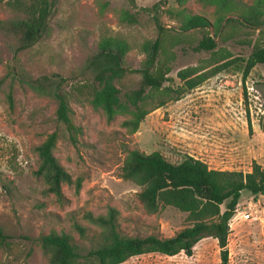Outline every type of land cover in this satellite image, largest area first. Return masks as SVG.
Returning <instances> with one entry per match:
<instances>
[{
	"label": "rangeland",
	"instance_id": "rangeland-1",
	"mask_svg": "<svg viewBox=\"0 0 264 264\" xmlns=\"http://www.w3.org/2000/svg\"><path fill=\"white\" fill-rule=\"evenodd\" d=\"M59 0L50 19L47 34L28 50L13 53L0 36V226L10 236L11 248L0 251V264H50L40 238L52 230L67 232L84 252L93 247V236L100 228L84 214H106L110 206L119 212L122 231L129 236L151 234L174 236L183 229L187 213L166 207L148 212L138 194L141 187L121 177V167L130 149L146 153L160 151L169 161L182 162L188 156L198 158L210 168L248 172L253 162L264 168V65L257 64L244 79L243 67H231L207 79L197 88L149 113L139 130L130 134L122 122L129 115L109 120L103 110L88 103L71 101L74 121L83 129L74 144L65 125L56 116L57 101L39 96L29 87L15 84L13 105L7 98L10 67L22 76L37 78L59 74L80 80L88 56L97 51L105 36L125 38L132 50L127 63L141 65L146 55L145 41L157 38L154 8L164 30L163 55L171 68L166 85L181 84L177 73L188 66L204 67L212 52L197 50L203 31L180 33V22L167 9L178 8L179 0ZM253 2L254 0H245ZM191 14H200L214 22L215 5L186 0ZM132 14L136 22L125 18ZM12 15L0 5V18ZM218 38L219 48L234 57L248 58L253 44L264 40L258 31L241 28ZM75 78V79H74ZM141 76L127 77L128 87L136 88ZM248 91L247 98L244 90ZM57 131L54 151L81 188L64 184L65 202L53 194H44V181L35 175L39 166L36 147ZM226 209V203L222 210ZM90 228L85 238L74 223ZM229 234V264H264V195L244 190L233 216ZM220 247L214 237L200 240L192 255L184 252L168 256L153 252L134 256L122 264H220Z\"/></svg>",
	"mask_w": 264,
	"mask_h": 264
},
{
	"label": "trees",
	"instance_id": "trees-1",
	"mask_svg": "<svg viewBox=\"0 0 264 264\" xmlns=\"http://www.w3.org/2000/svg\"><path fill=\"white\" fill-rule=\"evenodd\" d=\"M59 0H0L10 8L12 15L0 18V36L15 54L37 44L49 31L50 19ZM186 0H179L178 8H168L172 18L179 20L180 33L193 29L203 31L197 50L212 52L208 65L188 66L178 71L181 84L166 85L171 68L163 55V27L160 15L153 8V19L158 29L155 39L145 41L141 51L146 55L139 66L127 63L132 50L130 43L122 37L105 36L97 51L90 54L81 71L80 80L59 74L37 78L22 76L13 66L7 73V98L13 105L15 84L29 87L43 97L57 101L56 116L69 133L70 140L77 144L83 134L81 126L74 121L71 101L90 104L95 110H103L109 120L116 115H129L122 126L130 134L136 133L146 116L172 100L197 88L209 78L231 67H243L244 79L257 65H264V40L253 44L248 58L234 57L231 51L219 48L218 38L247 28L264 35V0H200L215 5L216 19L211 22L200 14H191L184 7ZM135 4V1H131ZM125 18L136 22L129 12ZM0 62H4L0 52ZM138 74L141 79L136 88L126 90L127 77ZM75 79V78H74ZM6 77L0 78V86ZM247 98L248 91L244 90ZM59 133L54 131L36 147L39 166L35 175L46 185L44 194H53L59 202H65L64 184H76L79 191L82 179L74 181L54 151ZM121 177L141 187L138 196L144 208L157 213L166 207H174L187 213V225L174 236L163 237L151 234L146 237L126 235L119 221L120 212L110 206L106 214H84L92 224L98 226L92 239L93 247L84 252L82 246L67 232L52 230L40 238V245L49 255L50 264H122L128 259L147 253L174 256L184 252L192 255L196 244L205 237H214L220 247V264H229V234L231 220L237 211L244 190L253 195H264V168L253 162L248 172L210 168L204 161L188 156L182 162L169 161L160 151L146 153L130 149L121 167ZM226 203V209L222 205ZM75 229L85 238L89 227L74 223ZM11 248L10 236L0 226V251Z\"/></svg>",
	"mask_w": 264,
	"mask_h": 264
}]
</instances>
